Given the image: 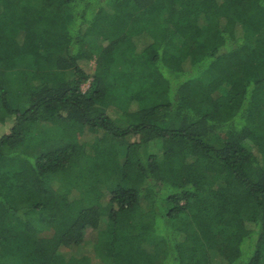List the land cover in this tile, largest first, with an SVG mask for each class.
Wrapping results in <instances>:
<instances>
[{
  "label": "trees",
  "instance_id": "obj_1",
  "mask_svg": "<svg viewBox=\"0 0 264 264\" xmlns=\"http://www.w3.org/2000/svg\"><path fill=\"white\" fill-rule=\"evenodd\" d=\"M1 124L0 264H264V0H0Z\"/></svg>",
  "mask_w": 264,
  "mask_h": 264
},
{
  "label": "rangeland",
  "instance_id": "obj_2",
  "mask_svg": "<svg viewBox=\"0 0 264 264\" xmlns=\"http://www.w3.org/2000/svg\"><path fill=\"white\" fill-rule=\"evenodd\" d=\"M89 65V66H88ZM88 67H94L95 66V63H94V61L93 62H90V63H88ZM118 68H120V66H118ZM117 68V69H118ZM88 88V85H85L84 87H83V90H86ZM117 125L118 126H120V127H125L126 126V122H125V120L124 119H122V118H119V119H117ZM35 126H37V127H40L41 126V129L42 130H40L39 132H37L36 131V129H34L35 128ZM34 127H33V129H31V131H30V133L28 134V139L30 140V139H32V141L34 142V141H36V140H41V139H44V138H52V133H53V127H51L50 129H49V126L47 127V126H44V125H35ZM64 129V128H63ZM85 130V131H84ZM84 130H81V131H84V134L82 135V137L84 136V138H85V140L86 139H89V142H90V145H91V148H93L94 147V144H95V142L94 141H96L99 137H101L100 135H99V133H97V134H95V133H92V132H90V130L89 129H84ZM9 132V129H8V126H3L2 124L0 125V137L3 135V134H7ZM32 143V142H31ZM120 144V143H119ZM26 146V145H25ZM32 148H34L35 149V145H33L32 146ZM24 149V152H29V150H28V148L27 147H25V148H23ZM91 152H92V149H91ZM77 191H74V193H76ZM108 195L107 196H104L103 197V203L104 204H106L107 202H108ZM158 227H159V233L157 234V233H155L154 234V236L156 237H158V239H162V237H163V235H165L167 232H168V230H169V228L168 227H166V226H164V224H163V222L160 220V222H159V225H158Z\"/></svg>",
  "mask_w": 264,
  "mask_h": 264
}]
</instances>
